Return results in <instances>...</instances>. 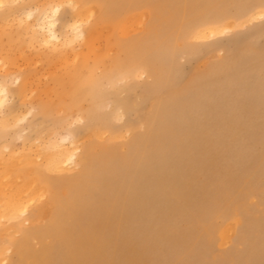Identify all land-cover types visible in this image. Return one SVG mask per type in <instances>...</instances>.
<instances>
[{
	"label": "bare ground",
	"instance_id": "6f19581e",
	"mask_svg": "<svg viewBox=\"0 0 264 264\" xmlns=\"http://www.w3.org/2000/svg\"><path fill=\"white\" fill-rule=\"evenodd\" d=\"M9 1L12 0H0V6ZM92 1L94 3L90 5ZM63 2L72 5V12L70 19L61 26L63 31L58 32ZM32 6L28 10L18 7L14 13L23 10L25 15L19 13L27 18L25 20L32 19L30 34L37 44L52 43L71 50L73 60L80 63L78 72L90 73L93 66L106 65L105 70L102 68L104 75L117 77L118 81H125L124 77L135 74L150 78L149 81L128 83L127 90L139 86L153 89L151 93L160 89L165 92L163 96L157 93L150 99L145 96L147 99L140 102L132 96L121 98L117 90L110 92L115 97L113 108L106 115L108 121L125 114L127 117L132 111L137 114L136 120H121L123 123L119 127L111 126V130L109 124L101 123L99 118L104 115L98 116L96 105H92L89 124H85L88 120L85 125L74 124L59 138L50 135L44 139L43 129L34 139L36 142L31 139L25 145L28 150L23 152V149L20 155L11 149L9 142L0 141V164L3 166L0 172V223L10 222L0 228V232L9 234L12 230L10 234L20 236L10 240L9 245L5 243L3 248L0 246V263L10 260L11 264H25V255H31L32 264H263L264 223L258 217L246 214V199L251 195L245 193H248L247 189L255 190L256 186L264 189V41L260 44L256 40L250 41L254 43V51L244 54L241 45L257 34L264 36V25L245 36H237L239 40H232L234 42H214L207 46L208 55H223L222 62L211 67L206 75L197 73L199 77L195 76L193 81L191 79L179 88L174 86L167 68L162 71L158 64L165 61L171 69L179 70L180 81L183 66H175V42L179 36L187 37V40L212 39L210 44L226 32L263 21L264 0H43L37 14L38 8ZM230 6L236 9L234 15L229 14ZM150 7L155 12L149 18L150 9L146 11V8ZM20 14L15 15L19 22L23 21ZM86 21L91 23L84 26ZM102 28L107 30L106 43L103 49L102 43L98 49L95 44L99 41H95L98 30H104ZM28 59L25 57L24 60L28 63ZM6 65L7 62L0 58V67L4 66L6 70ZM104 75L101 72V77ZM17 76L12 77L17 80ZM75 83L71 89V106H77L83 96L81 86L84 81L77 79ZM28 85L24 81L10 89L0 79V128L11 124L13 128L14 124L26 120L24 117L28 112L10 109L6 102L13 96L10 92L17 94L21 102H26ZM42 90L50 93L51 89H47L48 92L45 88ZM27 99L29 101L31 97ZM82 103L86 105L87 101ZM5 105L8 107L6 112L1 110L6 108ZM150 109L154 110L150 112ZM137 127L144 131L135 133ZM103 129L122 133L114 135ZM88 131L100 138L107 134L102 138L106 140L127 139L122 146L127 149L120 153L121 147L118 150L116 144L115 149L100 153L91 141H85L83 136L87 137ZM106 140L104 142H108ZM31 144L36 146L33 151ZM39 160L43 163H38ZM68 170L72 171L66 172ZM51 173H56L57 177L50 176ZM2 179L6 180L3 182ZM60 184L68 189L67 198L60 195ZM259 196L263 202L260 204L264 205V196ZM40 198L42 200L34 204ZM29 209L30 212L35 210L40 219L45 218L46 224L25 229L23 222L26 223L32 214L21 216ZM217 217H220L218 228H223L220 231L222 243L234 241L243 245L240 253H232L239 257L238 261L230 260L231 253L218 254L214 259L216 262L208 259L206 249H210L211 254V247L216 242L218 228L214 220ZM21 231L22 236L19 235ZM46 232L54 239L33 251L29 238Z\"/></svg>",
	"mask_w": 264,
	"mask_h": 264
},
{
	"label": "rangeland",
	"instance_id": "374dc122",
	"mask_svg": "<svg viewBox=\"0 0 264 264\" xmlns=\"http://www.w3.org/2000/svg\"><path fill=\"white\" fill-rule=\"evenodd\" d=\"M42 2H43V0H15V1H9V3H5V4H3V5H1L0 6V58H2L3 60H5L6 62H7V65H6V68H8V69H6L5 70V67L4 66H2V67H0V79H2L9 87H11L10 89H12V88H15V87H17L18 85H20V84H22L24 81H27V84H29L28 85V88H27V90H26V92H27V95H26V102L24 101V102H21V99H20V97L19 96H16L17 94H15V93H12V92H10L9 94H11V95H13V96H9L10 98L7 100V105L8 106H10V109H16L17 111L19 110V112L21 113L22 111V113H25L24 111H26V112H28V113H26L25 114V117H24V119H26V120H21V121H23V123H21V122H18V123H20V124H18V123H16V124H14V126H13V128H12V124L11 125H7L6 127H1L0 128V141H5V142H9V146H11V149H14V150H16V151H14V152H17V154L18 155H20V154H22L23 152H25V151H27L28 150V148H27V146L25 147V145L29 142H31L32 140L34 141V139H37V137H39V135H38V133H41V132H43L41 135H42V137L44 138V139H46L48 136H50V135H54V137H56V138H59L61 135H64L66 132H68V129L69 130H71L75 125H77V124H81V125H85V124H89L90 122H91V115H89L90 113V110L91 109H93V108H91V106L92 105H96V108H95V112H96V114L99 116V115H104V117H102V118H99L100 119V121L102 120V122L101 123H104V124H109V126L111 127H119L120 126V123L122 124L123 122V120L125 121V120H132V121H134V120H136L135 118L137 117V114H136V112H134V111H132L131 113H129V114H127V117L124 115L122 118H118V117H111L110 118V120L108 121L107 120V113L108 114H110L108 111H110L111 112V109L113 108V101H114V95H112L110 92H112V91H115V90H117L119 93H118V96H120L121 98L123 97H125V95H126V97L128 98V96H132L135 100H136V102H140V101H142V100H144V99H150V98H152V96H154L155 94H162V96H163V94H164V92H165V89H160L157 93L155 92V90L153 91V93H151L152 92V90L153 89H145V88H141V87H137L135 90H127L126 88H125V86H127L128 85V83H131V82H134V81H138V82H143V81H149L150 80V78L148 77H146V76H139V74H135V75H130L129 77L128 76H126V77H124V79H125V81L123 80V81H121V80H119L118 81V78L117 77H106L105 75H104V72L105 71H103L102 70V68L105 70L106 69V65H95V66H93V69H92V71L89 73L88 71H86V72H88V73H86L85 71H83V72H78L77 70L79 69L78 68V66H79V64H78V61L76 60H73V54H72V52H71V50H69V49H63V48H61L60 47V45H56V46H54L52 43H50V44H47V45H40V44H37L38 42H36V40L35 39H33V36H32V34H30L31 33V28H30V25H29V22H31V18H28V20H25V19H27V18H25V13H23L22 11L23 10H20V11H18V12H16V13H14V11H15V9H17L18 7H21L22 9H27L28 10V7H30L31 5H34V6H32L31 8H33V7H35V5H36V7L38 8L37 9V11H36V14L39 12V9L42 7ZM20 3V4H19ZM37 3V4H36ZM64 3V5H63V7H62V10H61V13H60V15H59V20H60V17H61V20H62V22H61V20L58 22L59 24H60V27L61 26H63V23H65L67 20H69L70 19V17H71V12H72V5H70L69 3H65V2H63ZM94 2L92 1V2H90L89 4L91 5V4H93ZM66 4V5H65ZM20 5V6H19ZM69 6H71V7H69ZM30 9V8H29ZM68 9V10H67ZM148 9H150L149 10V12L151 13H149V18L152 16V13H154L155 12V10L153 9V7L151 8H146V11H148ZM153 9V10H152ZM67 10V12H63V11H66ZM230 13L229 14H232V15H234V13L236 12V9H235V7L234 6H230ZM22 12V14H24V15H21L20 13ZM24 12H26V10L24 11ZM2 13V14H1ZM18 14H20V17L21 18H23L22 20L23 21H21L20 20V22H19V20H17V19H15V15H18ZM35 14V15H36ZM63 14V15H62ZM8 15H10L11 17H13V19H11V17L9 16L8 17ZM13 15V16H12ZM23 16V17H22ZM70 16V17H69ZM67 17V18H66ZM7 19V18H9V19H7V21H3V19ZM64 18V19H63ZM14 19H15V21H14ZM13 20V21H12ZM3 22V23H2ZM16 22V23H15ZM2 23V24H1ZM85 23V25L84 26H88L91 22L90 21H86V22H84ZM105 25H107V23H105ZM264 25V20L263 21H258V22H254V23H252V24H250V25H247V26H243V27H240V28H237V29H234L232 32H226L223 36H220V37H217L216 39H213V42H211L210 44H209V41H212V39H209V40H207V39H200V38H191V39H188L187 40V37H182V36H179V38H178V40L175 42V50H176V56H175V66H179L180 68H181V66H183L182 67V69H181V75H180V81L178 80L179 78V76L177 75V74H179V70H177L176 68L175 69H171L170 68V66H167V63L165 62V61H162V62H159L160 64H158L160 67H162V71H164V69H165V67L167 68V70H166V72H167V74H168V76H171V79L173 80V82L175 83V87L176 88H179V86H184V85H186L187 83H190L191 81H193V78L195 77V76H197L198 74L197 73H199V76L200 75H206L207 73V71L211 68V67H213L214 65H216V64H218V63H220V62H222V60L223 59H221V58H223V55H217V56H210V55H208V51H207V46H210L212 43H214V42H221V43H226V42H234L235 40H239V39H237V36L238 37H241V36H245V35H247V34H249L250 32H253V31H255L256 29H258V28H260L261 26H263ZM10 27V28H9ZM15 27V28H14ZM59 27V25H58V32H59V30H60V32H62L63 30H62V27L60 28ZM102 29H104V28H102ZM27 30V31H26ZM103 31V32H102ZM238 31V33H237V35L235 36L234 34H236V32ZM98 36H97V39H96V41H95V43L96 42H98V45L97 44H95V46L98 48V49H101L100 47H101V43H102V49L104 48V46H105V36H106V33H107V30L106 29H104V30H98ZM232 33V34H231ZM242 33H244V34H242ZM15 34V35H14ZM233 35V36H232ZM240 35V36H239ZM261 34H257L255 37H251L250 39H247L246 41H245V43L243 42L242 43V45L241 46H243V51H242V53L244 54V53H247V52H249V50L250 51H254V50H252V48L254 47L253 46V42L256 40L257 41V44H260V43H262L263 41H264V36L263 35H261ZM102 36V37H101ZM260 36V37H259ZM235 37V38H234ZM10 38V39H9ZM26 38V39H25ZM103 38V39H102ZM32 39H33V41H32ZM200 41H199V40ZM218 39V41H216ZM27 40V41H26ZM101 40H102V42H101ZM183 40H185V41H183ZM190 40V41H189ZM203 40H206V41H203ZM232 40H234V41H232ZM253 40V42L251 43L250 41H252ZM31 41V42H30ZM194 41V42H193ZM196 41V42H195ZM197 41H199V43L201 44V46L200 45H198L199 43L197 42ZM31 43V45H30V43ZM36 42V43H35ZM183 42V43H182ZM202 42V43H201ZM207 42H208V44H207ZM32 43H33V45H32ZM35 43V44H34ZM76 43H78V41L76 42ZM104 43V44H103ZM181 43V44H180ZM197 43V44H196ZM178 44H179V46H178ZM192 44V45H191ZM205 45V47H204V45ZM24 45V46H23ZM28 46V47H27ZM40 46V47H39ZM47 46V47H46ZM52 46V47H51ZM250 46L251 48L249 49L248 47ZM35 47H37V48H39V49H37V48H35ZM46 47V48H45ZM58 47H59V49H58ZM200 47V48H199ZM248 48V51H246L247 50V48ZM5 48V49H4ZM31 48V49H30ZM61 48V49H60ZM205 48V49H204ZM244 48H246V50L244 49ZM27 49V50H26ZM28 49H30V50H28ZM77 49H78V46H77ZM193 49V50H192ZM32 50V51H31ZM50 50H52V51H50ZM55 50H57V51H55ZM63 50V51H62ZM68 50V51H67ZM187 50V51H186ZM192 50V51H191ZM197 50H200V51H198L199 53H202V54H199L198 52H197ZM48 51V52H47ZM61 51V52H60ZM3 52V53H2ZM29 52H30V54H29ZM51 52H52V54H51ZM53 52H55V53H53ZM58 52V53H57ZM196 52H197V54H196ZM16 53V54H15ZM37 53V54H36ZM62 53V54H61ZM31 54H33V55H31ZM36 54V55H35ZM40 54V55H39ZM55 54H58V55H56V58H55ZM71 54V55H70ZM193 54H195V55H193ZM1 55H2V57H1ZM22 55H23V57H22ZM35 55V56H34ZM27 56H29V57H27ZM47 56H49V57H47ZM70 56H72V57H70ZM189 56H190V59H187V58H189ZM25 57H26V59H28L29 61H28V63H27V60H24L25 59ZM39 57V58H38ZM41 57V58H40ZM42 57H43V59H42ZM58 57V58H57ZM67 57V58H66ZM19 58V59H18ZM21 58H23V60L21 59ZM34 58V59H33ZM35 58H37V60H40L39 62H37V60L35 59ZM70 58H71V60H70ZM182 58V59H181ZM184 58V59H183ZM214 58V59H213ZM218 58V59H217ZM46 59V60H45ZM48 59H50V60H48ZM54 59H55V61H54ZM63 59H65V61L63 60ZM67 59V60H66ZM181 59V60H180ZM186 59V60H185ZM211 59V60H210ZM33 60H35V61H33ZM45 60V61H44ZM60 60H61V62H60ZM185 60V62H181V61H184ZM189 60V61H188ZM204 60V61H203ZM25 61V62H24ZM43 61H44V63H43ZM47 61V62H46ZM49 61V62H48ZM190 61H191V63H190ZM208 61H209V63H208ZM211 61V62H210ZM214 61V62H213ZM22 64H21V63ZM35 63V64H33V63ZM60 62V63H59ZM65 62V63H64ZM75 62V63H74ZM181 62V63H180ZM188 62V63H187ZM206 62V63H205ZM46 63V64H45ZM57 63V64H56ZM64 63V64H63ZM178 63V64H177ZM195 63V64H194ZM209 64L208 66L206 65V64ZM20 64V65H19ZM26 64V65H25ZM44 64V65H43ZM56 66H55V65ZM71 65V66H69V65ZM211 64H212V66H211ZM10 65V66H9ZM43 65V66H42ZM49 65V66H48ZM59 65H61V66H59ZM74 65V66H73ZM190 65V66H189ZM205 65V66H204ZM8 66V67H7ZM40 66H41V68H40ZM47 66V67H46ZM50 66L52 67V68H50ZM59 66V67H58ZM67 66V67H66ZM101 66V67H100ZM187 66V67H186ZM210 66V67H209ZM10 67V68H9ZM14 67V68H13ZM16 67V68H15ZM27 67V68H26ZM38 67V68H37ZM62 67V68H61ZM100 67V69H98ZM178 67V68H179ZM202 67V68H201ZM206 67V68H205ZM45 68V69H44ZM68 68H70L69 70L72 72V74H71V72L68 70ZM208 68V69H207ZM17 69V70H16ZM23 69V70H22ZM26 69H28V71L26 70ZM31 69V71H29ZM32 69H33V73L35 74V75H33V73H31L32 72ZM35 69V70H34ZM41 69V70H40ZM53 69H54V71H53ZM56 69V70H55ZM72 69V70H71ZM95 69V70H94ZM203 69H205V70H203ZM15 70V71H14ZM169 70H170V72H169ZM26 71V72H25ZM41 73H40V72ZM69 71V72H68ZM185 71V72H184ZM199 71H202V73L200 74V72ZM7 72V73H6ZM43 72V73H42ZM67 72V73H66ZM101 72H102V74L104 75V76H102L101 77ZM22 73V74H21ZM25 73V74H24ZM27 73V74H26ZM39 75H38V74ZM171 73V74H170ZM6 74V75H5ZM9 74V75H8ZM13 74H15V75H13ZM19 74V75H18ZM25 75V76H22V75ZM42 74V75H41ZM43 74H45L44 76H43ZM52 74H53V76H56V78L55 77H53L52 76ZM62 74H63V76H62ZM92 74V75H91ZM93 74H95V75H93ZM18 75V76H17ZM41 75V76H40ZM72 75V76H71ZM82 75V76H81ZM137 75V76H136ZM183 75V76H182ZM12 76H17V80H15V78L14 77H12ZM20 76H21V78H20ZM29 76L31 77V78H29ZM62 76V77H61ZM183 78H182V77ZM199 76H197V77H199ZM34 77H36V78H34ZM52 77L54 78V79H52ZM132 77V78H131ZM196 77V78H197ZM63 78V79H62ZM146 78V79H145ZM195 78V79H196ZM7 79V80H6ZM13 80V82H11L12 80ZM33 81H32V80ZM40 79V80H39ZM42 79V80H41ZM46 79V80H45ZM77 79H79V80H82V81H84V84L81 86V90H82V92H83V96L81 97V99L79 100V104L77 105V106H71V103H72V101H71V94H72V87L74 86L75 87V85H76V80ZM129 79V80H128ZM140 79V80H139ZM192 79V80H191ZM194 79V80H195ZM6 80V81H5ZM9 80V81H8ZM39 80V81H38ZM52 80V82L53 81H55V82H51L50 83V81ZM59 80V81H58ZM113 80V81H112ZM114 80H115V82H114ZM117 80V81H116ZM179 82H178V81ZM191 80V81H190ZM35 81V82H34ZM48 81V82H47ZM57 81V82H56ZM60 81H62V82H60ZM176 81V82H175ZM190 81V82H189ZM11 82V83H10ZM30 82V83H29ZM60 82V83H59ZM104 82L106 83V84H104ZM107 82H109V83H107ZM118 82V83H117ZM122 82V83H121ZM177 82H178V84H177ZM185 82H186V84H185ZM33 83V84H32ZM37 83V84H36ZM59 83V84H58ZM69 83V84H68ZM103 83V84H102ZM45 84V85H44ZM56 84V85H55ZM184 84V85H183ZM40 85H42V86H40ZM60 85V86H59ZM123 85H124V88H123ZM35 86V87H34ZM38 86V87H37ZM51 86V87H50ZM59 86V87H58ZM34 87V90H35V92H34V90H32V88ZM42 87V88H41ZM65 87L67 88V89H65ZM45 88V91H47L48 92V90L49 89H51V90H49V92L50 93H43L44 91L42 90V89H44ZM36 89H38V90H36ZM48 89V90H47ZM110 89H112V90H110ZM123 89V90H122ZM125 89V90H124ZM31 90V92H30V94H29V91ZM63 90V91H62ZM122 90V91H121ZM163 90V91H162ZM41 91V92H40ZM103 91H105V92H103ZM121 91V92H120ZM144 91V92H143ZM25 92V93H26ZM107 92H109V94L107 93ZM125 93V94H123V93ZM128 92V93H127ZM132 92V93H131ZM142 92V93H141ZM41 93H43V95H41ZM141 93V94H140ZM40 94V95H39ZM122 94V95H121ZM139 94V95H138ZM160 94V95H161ZM29 95H31V96H29ZM33 95H34V97H33ZM53 95V96H52ZM63 95V96H62ZM69 95V96H68ZM38 96V97H37ZM45 98H43V97ZM85 96V97H84ZM101 96H105L104 98H102ZM107 96V97H106ZM109 96H112V97H109ZM137 96H140V98L139 97H137ZM145 96H147V98L145 97ZM13 97V98H12ZM30 98L31 97V99L33 100V99H35V100H33V105H32V100L31 99H29V101H28V99L27 98ZM33 97V98H32ZM68 97V98H67ZM62 98V100L60 101V99ZM88 98H90V99H88ZM111 98V99H110ZM12 99H14L13 101H12ZM17 99V100H16ZM43 99V100H42ZM39 100V101H38ZM106 100V101H105ZM10 101V102H9ZM31 101V102H30ZM85 101V103H86V101H87V103H86V105L85 104H83L82 102H84ZM30 102V103H29ZM44 102V103H43ZM45 102H47V103H45ZM103 102H104V104H103ZM106 102H108V104L106 103ZM110 102V103H109ZM26 103H28V104H26ZM38 103V104H37ZM49 103V104H48ZM78 103V102H77ZM92 103H94V104H92ZM60 104V105H59ZM66 104V105H65ZM106 104V105H105ZM7 105H5V107L6 108H4L3 107V109L1 108V110H3L4 112H6L5 110L6 109H8V107H7ZM63 105V106H62ZM65 105V106H64ZM82 105H84V106H86V107H84V106H82ZM111 105V106H110ZM21 106V107H20ZM22 106H25V107H22ZM29 106H30V108H29ZM37 106H38V108H37ZM40 106V107H39ZM67 106V107H66ZM107 106V107H106ZM108 106H109V108H108ZM45 107L47 108V109H45ZM70 107V108H69ZM147 107V112H148V110H149V104L146 106ZM19 108H24V109H19ZM59 108H60V112L58 111L59 110ZM75 110H74V109ZM27 109V110H26ZM29 109H31L32 110V112H31V110L30 111H28ZM41 109H42V111H45V113H42V111H41ZM45 109V110H44ZM69 110V111H68ZM154 109H150V112L151 111H153ZM37 111V112H36ZM41 111V112H40ZM48 111V112H47ZM55 113H54V112ZM76 111V112H75ZM79 111V112H78ZM107 111V112H106ZM3 112V113H4ZM73 114H72V113ZM48 113H50V114H48ZM54 113V114H53ZM84 113V114H83ZM27 114H29V115H27ZM34 114V115H33ZM42 114V116L41 117H39L40 115ZM52 114V115H51ZM64 114V115H63ZM75 114H77V115H75ZM79 114V115H78ZM0 118H2V113H0ZM27 115V116H26ZM31 115V116H30ZM51 115V116H50ZM62 115V116H61ZM71 115V116H70ZM48 116V117H47ZM57 116H59V118L57 117ZM70 116V117H69ZM73 116V118H71ZM31 117V118H30ZM37 117H39V118H37ZM65 117V118H64ZM119 117H121L120 115H119ZM126 117V118H125ZM35 118V119H34ZM45 118V119H44ZM47 118H49L48 120H47ZM56 119V120H54L53 121V119ZM63 118V119H62ZM68 118H70V119H68ZM42 119V120H41ZM71 119L73 120V121H71ZM76 121H75V120ZM112 119V120H111ZM114 119V120H113ZM118 119V120H117ZM31 120V121H30ZM40 120V121H39ZM84 120V121H83ZM87 120H88V123H85V122H87ZM89 120H90V122H89ZM116 120V121H115ZM122 120V121H121ZM36 121H37V123L39 122L40 123V125H39V123L37 124L36 123ZM53 121V122H52ZM66 121V122H65ZM13 122V120H11V123ZM28 122V123H27ZM47 122V123H46ZM63 122H64V124H63ZM78 122V123H77ZM83 122V123H82ZM112 122V123H111ZM115 122V123H114ZM0 123H1V120H0ZM26 123V124H25ZM62 123V124H61ZM85 123V124H84ZM111 123V124H110ZM30 124V125H29ZM34 124V125H33ZM73 124V125H72ZM75 124V125H74ZM104 124H101L102 126H105ZM24 125V126H23ZM38 125V126H37ZM67 125V126H66ZM32 126V127H31ZM62 126H63V128H62ZM69 126H70V128H69ZM72 126V127H71ZM18 127V128H17ZM20 127H22V128H20ZM25 127H27V128H25ZM37 127H39V128H37ZM112 127L111 128H108V129H112ZM7 128H9V129H7ZM12 128V129H11ZM16 128V129H15ZM20 128V129H19ZM34 128V129H33ZM36 128V129H35ZM66 128V129H65ZM31 129H32V131H31ZM44 129V130H43ZM49 129V130H48ZM57 131H56V130ZM60 129V130H59ZM10 130V131H9ZM16 130V131H15ZM22 130H24V133H22ZM43 130V131H42ZM52 130L54 131L55 130V132H52ZM28 131V132H27ZM41 131V132H40ZM103 131H106V130H104L103 129ZM143 132L144 131V129L142 128V127H137L136 128V131H135V133L136 132ZM12 134H11V133ZM31 132V133H30ZM106 132H110L111 134L113 133L114 135H120V133H122V131H118V132H111V131H106ZM8 133V134H7ZM54 133V134H53ZM91 133V131H88L86 134H87V137H86V135H84L83 137L85 138V141H91L92 143H93V145H94V147H96V149H98V151H100V153L102 152L103 153V151H105V150H113V149H115V147H114V145H116L117 144V149L118 148H120V153H124L125 152V150L127 149V148H124V147H122V146H124V144H125V142H126V140L127 139H112V140H109V139H102V138H105V137H107V134L105 135V136H103L102 138H100V137H97V136H95V135H93V134H90ZM18 134H21V135H18ZM24 134V135H23ZM26 134H27V136H26ZM36 135H38V136H36ZM46 137H45V136ZM56 135V136H55ZM58 135V136H57ZM60 135V136H59ZM76 135V134H75ZM78 135V134H77ZM76 135V136H77ZM91 135V136H90ZM133 135H134V133H133ZM9 136V137H8ZM18 136H20V137H22V138H20V137H18ZM24 136H25V138H24ZM36 136V137H35ZM90 136V137H89ZM125 136H127V135H125ZM11 137V138H10ZM15 137V138H14ZM17 137V138H16ZM35 137V138H34ZM90 139H89V138ZM20 138V140H18ZM83 138V139H84ZM88 138V139H87ZM3 139H5V140H3ZM11 139V140H10ZM32 139V140H31ZM99 139V140H98ZM8 140V141H7ZM21 140H23V141H21ZM25 140V141H24ZM102 140V141H101ZM108 141V142H104V141ZM116 140V141H115ZM21 141V142H20ZM97 141V142H96ZM100 141V142H99ZM111 141V142H110ZM125 141V142H124ZM34 142H36V140L34 141ZM10 143H11V145H10ZM19 143H21L22 145H20ZM33 143V142H32ZM95 143H97V144H95ZM113 143V144H112ZM16 146V148H15V146ZM20 145V146H19ZM32 145V144H31ZM8 146V147H9ZM106 146V147H105ZM112 146V147H111ZM120 146V147H119ZM21 147V148H20ZM108 147V148H107ZM111 147V148H110ZM17 148H19V149H17ZM36 148V146L33 144L32 145V147H31V150L33 151L34 149ZM24 149V151L22 152V150ZM119 150V149H118ZM21 151V152H20ZM20 152V153H19ZM38 163H43V161L42 160H39L38 161ZM41 168H43L41 165H39ZM3 170V166L0 164V172ZM72 170H68V171H66V172H71ZM46 173H47V171H46ZM50 176H52V177H57V174L56 173H51V175ZM59 178V177H58ZM7 179V178H6ZM6 179H2V181L4 182ZM7 180H9V179H7ZM61 186H60V189H59V191H60V195L61 194H63V195H61V196H66V198H67V196H68V189L66 188V186L65 185H62V184H60ZM62 186H64V187H62ZM62 187V188H61ZM253 188H251L250 189V191L247 189V191H248V193H245V195H247V196H250V198L248 197L247 199H246V204H245V206H246V214L247 215H250V216H253V217H258V219L261 221V222H263L264 223V205H261L263 202L262 201H260V196H259V194H261V196H264V193H261L262 192V190H263V192H264V189H262V188H260V186H256V189L254 190H252ZM65 190H66V192H65ZM257 190V191H256ZM246 191V192H247ZM252 191H253V193H252ZM256 191V192H255ZM61 192H63V193H61ZM65 192V193H64ZM252 193V194H251ZM64 194H66V195H64ZM255 195L254 197L252 196V195ZM247 196H245V197H247ZM255 197H257L256 199H255ZM42 198V197H41ZM37 199V201H35V199L33 200V202H34V204H38L42 199ZM259 200V201H258ZM261 203V204H260ZM249 204V205H248ZM244 206V205H243ZM253 209H252V208ZM251 208V210H253V211H251V210H249ZM260 210V211H259ZM247 211H248V213H247ZM29 214H32L31 216L29 215ZM263 214V215H262ZM29 215V216H28ZM28 216V221L26 222V223H24L23 222V227H25V229L26 228H30V229H32V228H40V227H42L44 224H46V219L45 218H39L40 216L36 213V211L35 210H33L32 212H30V209H29V211H28V213L26 214V215H22L21 216V218H24V217H27ZM219 216V215H218ZM40 219V220H39ZM45 219V220H44ZM217 219V220H216ZM219 220H220V217L218 218H215V220L214 221H216V226H217V228H218V226L220 225V223H219ZM5 223H7V224H5ZM3 222V223H0V228H2L3 226H7V225H9L10 224V222L9 221H7V222ZM38 223V224H37ZM221 227H219L218 229H217V231H218V233H217V231H216V242H215V244L211 247V246H209V248L211 247V254H210V249H206V254H207V250H208V259H209V261H212V262H216L214 259H216L217 258V255L219 254V255H221L222 253H224L225 255H228V254H232V253H234V252H237V253H240L239 251L243 248L242 246V244H238V243H234V241L231 243L230 241L229 242H225L224 244L222 243L223 242V235L222 234H220L222 231H223V228L221 229ZM221 231V232H220ZM11 233L12 232V230L11 231H8V233ZM22 232V231H21ZM7 234V233H1L0 232V246H1V248H3L4 246H6V245H9L10 243V240H12V239H14V238H18L19 239V237L20 236H18L17 234H14V235H12V234ZM3 234H5V235H3ZM22 234H23V232L22 233H20L19 235H21L22 236ZM218 234V235H217ZM220 234V235H219ZM9 236V237H8ZM222 237V238H221ZM6 238V239H5ZM263 238V237H262ZM30 239V241H29V244H30V246H31V249L34 251H37V250H40L44 245H46V244H48V243H50V241H52L53 239H54V237L53 236H51L50 235V233L49 232H46V233H39L38 235H35V236H32V238H29ZM38 239V240H37ZM222 240V241H221ZM4 241V242H3ZM5 241H7V242H5ZM217 241H218V243H217ZM2 243H3V245H2ZM5 243H6V245H5ZM37 243V244H36ZM222 243V244H221ZM236 244V245H234V244ZM229 244V245H228ZM242 245V246H241ZM239 248V249H238ZM241 248V249H240ZM238 249V250H237ZM228 250V251H227ZM237 250V251H236ZM227 251V252H226ZM213 252H215V253H213ZM212 257V259H211V257ZM234 255L232 254V256H230V260L231 261H238L237 260V258H239V257H233ZM2 257V256H1ZM235 260H234V259ZM24 262H25V264H32L33 263V259H32V256L31 255H25V259H24ZM11 264L10 263V260L9 261H6V262H4V263H0V264ZM263 264H264V262H263Z\"/></svg>",
	"mask_w": 264,
	"mask_h": 264
}]
</instances>
